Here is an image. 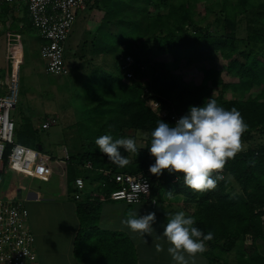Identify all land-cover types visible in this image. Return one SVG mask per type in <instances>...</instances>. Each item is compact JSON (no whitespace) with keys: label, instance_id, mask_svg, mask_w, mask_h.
Returning <instances> with one entry per match:
<instances>
[{"label":"trees","instance_id":"1","mask_svg":"<svg viewBox=\"0 0 264 264\" xmlns=\"http://www.w3.org/2000/svg\"><path fill=\"white\" fill-rule=\"evenodd\" d=\"M200 1L100 0L103 5H97V8L104 11L105 16L99 31L105 35L104 38L102 35L96 38L93 48L99 55L114 53L119 66L121 55L133 57L137 76V80L130 83L124 81L123 75L120 78L94 72L91 76L90 82L94 87H91L90 97L100 103L98 110L104 118L101 121L94 119V124L102 123L106 128L105 131L100 129L101 136L111 135L114 140L126 138L129 128L146 132L151 141V133L160 120L175 126L171 120L157 117L146 105L143 99L145 86L150 87L154 98L164 109L180 117L188 114L190 106L201 107L208 99H215L217 105L225 110L236 108L242 114L248 125L242 140L251 142L255 135L264 136V0H223L221 20L216 21L221 25L220 30L199 26L196 16ZM204 1L205 9L212 11L214 5L211 0ZM94 3L98 0H88L87 8H92ZM151 6L158 12L151 11ZM242 17L251 25L246 39H240L237 33ZM191 30L194 31L189 32ZM163 56L171 57L175 68L199 65L202 83L197 86L188 84L159 59ZM218 56L228 62L227 73L236 77L237 83H225L223 72L211 65ZM79 69V66L73 67L69 76L78 75ZM256 87L260 89L259 94L247 99L229 100L224 97L227 91L245 96ZM215 90H221L218 96H213ZM92 137L94 140L88 141L82 154L71 156L72 163L91 161L96 168L113 169L117 173L150 175L151 199L162 187L182 189L179 194L185 196V204L196 207L192 215L196 221L194 226L204 234L213 233L214 238L206 241L213 250L222 240L228 241L222 247L223 251L231 250L236 241L248 233H252L254 238L264 237V145L239 152L234 159L228 160L223 175L225 178L226 175L231 176L233 182L227 177L225 181L218 182L215 190L198 193L184 185L182 174L164 172L155 176L150 173L149 167L155 163L149 151L150 142L145 150L132 156L121 149V154L129 161L121 167L100 153L95 144L98 132ZM4 162L6 167L7 161ZM81 172L75 166L69 167V188L81 175L87 182L103 179L91 172ZM36 174L43 179L49 176L43 168H38ZM235 185L241 187L239 192H235ZM114 189L112 185L109 190ZM92 204L87 201L81 205ZM210 253L205 252L206 255Z\"/></svg>","mask_w":264,"mask_h":264},{"label":"rangeland","instance_id":"2","mask_svg":"<svg viewBox=\"0 0 264 264\" xmlns=\"http://www.w3.org/2000/svg\"><path fill=\"white\" fill-rule=\"evenodd\" d=\"M222 2L223 0H211V3L214 5L212 11L205 9L206 4L204 0L197 3L196 21L199 22L200 27H203V29L211 27L210 30H220L221 25L216 21L217 19L221 20L220 9ZM20 5H22L20 2L16 4L4 2L0 5V86H2V83L5 84L11 80L8 56L13 51L12 43L15 41L14 36L17 33L22 36L20 40L23 50V59L20 65V98L18 105L12 111V117L17 124L16 142L32 148L40 145L43 147L45 153L54 157L64 156V151L66 150L72 155L81 154L83 152L81 149L88 144V141L94 140L92 136L97 132L98 136H101L99 134L102 133V130H100L101 126L94 124V119H104L98 110L100 103L90 97L91 87H94L90 82L91 76L96 72L98 74H113L114 76L122 77L116 55L111 52L99 55L93 48L96 38L99 35H102L104 38L105 35L99 31L105 12L97 8V5L102 6L103 4L98 0V3H94L92 8L88 7L86 10L78 13L76 24L66 45L65 59L70 68L79 66L81 69L76 72L78 74L76 76L64 77L48 75L46 73L45 63L40 54L42 40L36 29L32 27L26 7L22 5V7L17 9ZM150 10L158 12L157 8L152 6ZM250 26L246 18H240L239 29L237 31L240 39L247 38ZM192 31L194 30L189 32ZM159 59L165 62L168 69L172 72L181 75L188 84L197 86L202 83L203 75L199 65H193L188 68L180 65L179 68H175L171 57L163 56ZM211 65L223 72L225 83L232 84L238 82L236 77L227 73L226 67L228 66V62L220 56H218L216 61L211 62ZM4 89L6 90V88ZM220 91L215 90L213 96H218ZM259 92L260 89L257 87L251 92L246 93L245 96L227 91L224 97L229 100L247 99L249 96H256ZM48 118L49 120L52 118L57 119V124L49 130H43L42 122ZM126 138H132L136 141L138 151L145 150L150 142L149 135L146 132L131 130L129 128L126 130ZM262 145H264V136L255 135L251 142L242 140V150L240 152L257 149ZM129 154L132 156L135 153ZM57 171L55 170L54 175ZM54 175L50 178L49 183L41 184L39 181H32L5 169L0 174V200L19 202L25 206H30L32 202H26L24 199L28 189L45 191V187L49 185L51 192H62L60 187H62L64 179L62 181L60 177ZM231 178V176L228 177V180L232 181ZM19 190H22L24 195L21 200H17ZM168 190L172 191L174 197L172 198V207L165 211L164 207H166L165 203L168 199ZM181 190L178 187L173 188V186L171 188L162 187L156 197H154L158 200L159 204L157 206L158 214L165 211L163 217L164 223H167L168 218L180 212L178 208L180 206L179 202L182 204L186 199H183V197L179 199L175 195H179ZM240 190L241 187L235 185V192H239Z\"/></svg>","mask_w":264,"mask_h":264},{"label":"built area","instance_id":"3","mask_svg":"<svg viewBox=\"0 0 264 264\" xmlns=\"http://www.w3.org/2000/svg\"><path fill=\"white\" fill-rule=\"evenodd\" d=\"M8 4L15 1L23 2L29 13L32 27L36 29L42 46L41 58L45 62L48 75L69 76L72 68L67 65L66 45L72 29L76 24L78 13L87 9L88 0H5ZM12 43L13 51L8 56L12 70V79L6 95H0V165L28 178L38 177V168L49 172L51 177L58 167V174L68 185L69 167L75 166L94 176H102L100 181H86L77 177L72 183L69 195L66 185V195L75 201L88 202L112 201L127 205H139L150 201V207L156 209L158 200L151 199V176L117 173L113 169L96 168L91 161L75 164L71 155L65 152L63 158H54L38 149L16 142V123L12 111L16 108L20 98L19 67L21 65V36L15 35ZM136 63L129 55L120 56V71L127 83L137 80L135 74ZM146 83V82H144ZM143 99L146 105L162 120H171L174 125L181 118L177 113L168 111L154 98L149 86H145ZM57 124L56 119L48 120L42 125L43 130H49ZM56 167V168H57ZM55 168V169H56ZM167 172V171H165ZM224 172V169H223ZM168 173V172H167ZM176 182V181H175ZM114 190H109L110 186ZM30 212L19 202L0 200V264H36L38 260L35 250L36 238L29 228Z\"/></svg>","mask_w":264,"mask_h":264},{"label":"crops","instance_id":"4","mask_svg":"<svg viewBox=\"0 0 264 264\" xmlns=\"http://www.w3.org/2000/svg\"><path fill=\"white\" fill-rule=\"evenodd\" d=\"M3 1L7 3L5 0ZM3 1L0 0V5L4 3ZM17 2L26 7L21 1H15L12 4H16ZM22 5L17 9L22 7ZM26 10L28 13L27 7ZM16 35L21 36L19 33ZM21 56L23 59L22 47ZM10 81L1 84L0 91L2 92H0V95L8 93ZM46 120H49V118ZM46 120L42 122V125ZM99 126H101L100 129H106L102 123ZM81 150L83 151V148ZM69 154L72 156L70 152ZM54 158H63V156ZM55 168L54 170H59L58 167ZM5 169L15 174V172L9 170L7 167H4L3 171L0 170V174ZM78 170L84 171L82 169ZM58 172L53 175L60 177L63 181ZM51 177L47 179L38 177L28 179L44 184L49 183ZM66 185L64 180L62 187H60L62 192L59 193L55 191L51 192L49 185L45 187V191L28 189L25 196L23 195V191L20 190L21 199L24 196L26 202H32L30 206L26 207L30 212L28 225L36 238L35 250L38 256L36 264H174L167 251L169 247L168 243L160 237V234L164 230V225H166L163 222L164 213L172 207V198L167 199L165 203L166 207H164L165 211L160 214H158V207L156 209L150 207L149 201L130 206L122 202L97 200L92 202L94 203L92 205L82 206L81 204L87 201L77 202L69 196L72 192V188H69V179L67 185L69 195L67 196ZM175 196L179 199L182 197L185 199L180 194ZM179 205V211L184 212L186 216L192 217L196 212V207L192 208L186 205L185 202L182 204L179 202ZM129 212L135 213L137 218L150 212H155L156 222L153 224L154 231L152 235L146 234L145 237H141L139 234H134L130 229L123 226L121 221L128 218ZM227 242V240L220 241L215 250L205 242V252L211 251V253L209 255H206L205 252L197 254L194 260H189V264H264V237L254 238L252 233L242 235L231 250L223 251L222 247ZM156 244H161L164 250L157 252Z\"/></svg>","mask_w":264,"mask_h":264},{"label":"clouds","instance_id":"5","mask_svg":"<svg viewBox=\"0 0 264 264\" xmlns=\"http://www.w3.org/2000/svg\"><path fill=\"white\" fill-rule=\"evenodd\" d=\"M242 114L236 109L225 110L217 105L215 99H208L204 106H190L188 114L181 117L174 127L160 120L151 133L150 154L155 163L149 171L161 176L165 171L171 174H182L183 183L194 192L204 193L215 190L218 182L225 181L223 169L229 159L242 150V136L247 131ZM100 153L117 164L126 166L129 161L121 154L138 151L136 141L132 138L113 139L111 135H102L95 140ZM180 177L178 176V179ZM168 198H173L168 191ZM156 213L136 217L129 212L128 218L121 224L141 237L152 235ZM195 219L178 212L168 218L160 234L169 247L167 249L174 264H189L197 254L206 251V241H211L213 233L204 234L194 226ZM156 251L164 250L156 244Z\"/></svg>","mask_w":264,"mask_h":264},{"label":"water","instance_id":"6","mask_svg":"<svg viewBox=\"0 0 264 264\" xmlns=\"http://www.w3.org/2000/svg\"><path fill=\"white\" fill-rule=\"evenodd\" d=\"M38 149L41 151V150H42V147H41V146H39V147H38ZM3 169H4V165H3V164H1V165H0V170H2V171H3ZM18 194H19V195H18L17 199H19V200H20V199H21L20 190L18 191Z\"/></svg>","mask_w":264,"mask_h":264}]
</instances>
